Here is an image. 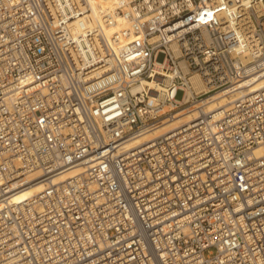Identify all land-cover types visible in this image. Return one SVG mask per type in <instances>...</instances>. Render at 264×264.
Segmentation results:
<instances>
[{"label":"built area","instance_id":"obj_1","mask_svg":"<svg viewBox=\"0 0 264 264\" xmlns=\"http://www.w3.org/2000/svg\"><path fill=\"white\" fill-rule=\"evenodd\" d=\"M262 75L264 0H0V264H264Z\"/></svg>","mask_w":264,"mask_h":264},{"label":"bare ground","instance_id":"obj_2","mask_svg":"<svg viewBox=\"0 0 264 264\" xmlns=\"http://www.w3.org/2000/svg\"><path fill=\"white\" fill-rule=\"evenodd\" d=\"M91 4L92 14L95 16V19L106 9H111L116 6V0H89ZM151 85L154 84V82L149 81ZM264 88V75L250 80L248 82H245L241 84L237 90L233 93L232 97H238L241 92L245 93H251L255 91L256 89ZM232 98V100L234 99ZM229 97L221 94L212 98L210 102L208 103L209 107H214L216 105L218 106H224L228 103ZM194 114H181L177 115L172 121L164 124L163 126L148 131L141 136L134 137L130 139L126 143L127 149H132L135 146L139 145V143L149 139L150 137H153L154 135H157L159 133H162L166 131L167 129H170L171 127H176L180 124H182L184 121H188L191 117H193ZM264 151V146L258 147L256 149V153L260 154ZM78 169H69L62 173L58 177V181H62L66 179L67 177H70L75 172H77ZM39 175V171L32 172L24 176L23 178L18 179L17 181L13 182L10 185V190H8L6 193L9 194L10 197L13 198L14 201H23L31 196L37 195L43 188L44 183L41 179L36 180V177ZM5 193V194H6ZM1 198V196H0ZM0 208H1V199H0Z\"/></svg>","mask_w":264,"mask_h":264},{"label":"rangeland","instance_id":"obj_3","mask_svg":"<svg viewBox=\"0 0 264 264\" xmlns=\"http://www.w3.org/2000/svg\"><path fill=\"white\" fill-rule=\"evenodd\" d=\"M180 96V95H179Z\"/></svg>","mask_w":264,"mask_h":264}]
</instances>
